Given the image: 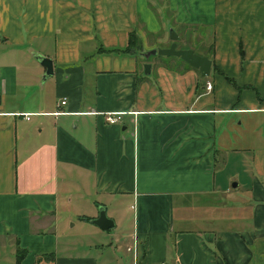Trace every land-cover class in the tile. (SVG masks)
<instances>
[{
	"label": "crops",
	"instance_id": "1",
	"mask_svg": "<svg viewBox=\"0 0 264 264\" xmlns=\"http://www.w3.org/2000/svg\"><path fill=\"white\" fill-rule=\"evenodd\" d=\"M171 30L209 77L144 57ZM76 227L132 264H264V0H0V249L99 264Z\"/></svg>",
	"mask_w": 264,
	"mask_h": 264
},
{
	"label": "water",
	"instance_id": "2",
	"mask_svg": "<svg viewBox=\"0 0 264 264\" xmlns=\"http://www.w3.org/2000/svg\"><path fill=\"white\" fill-rule=\"evenodd\" d=\"M170 39L173 41V43L169 48L148 51L144 54V57L147 60H149L153 56L177 57L182 59L193 68L198 69L201 72V76L203 78H207L211 75L213 62L212 60H210V58L200 56L192 49H178L177 42L180 40V37L174 30L170 31ZM38 60L47 70L45 79L54 76V65L52 60L44 57H38ZM151 69L152 66L150 64H146L145 74L150 75ZM92 222L102 230H109L115 226V221L112 218L108 217L105 207L100 208L99 216L92 220Z\"/></svg>",
	"mask_w": 264,
	"mask_h": 264
},
{
	"label": "rangeland",
	"instance_id": "3",
	"mask_svg": "<svg viewBox=\"0 0 264 264\" xmlns=\"http://www.w3.org/2000/svg\"><path fill=\"white\" fill-rule=\"evenodd\" d=\"M178 45V44H177ZM161 57V56H153L152 59ZM111 214V211H110ZM130 220H128V223L126 225V229L130 226V221L133 218V213H130ZM122 225L113 227L106 231L112 232H119L122 229ZM84 231H80V228L76 227L69 236L73 237V239L76 242V250L86 251V254L89 257H96L98 259L99 264H132L133 260V254L129 253L126 248L118 249L117 247L110 246L112 240L105 242L104 247H102V244H95L94 241L85 239L90 234H84L85 238L81 235ZM83 238V239H82ZM67 240V238H65ZM79 243V245H78ZM112 248V249H111ZM69 251L64 252V255L66 256ZM67 253V254H66ZM63 256V255H62ZM45 260L43 264H57L55 261ZM13 262L12 255L10 253V247H2L0 249V264H11ZM59 264H63L62 261Z\"/></svg>",
	"mask_w": 264,
	"mask_h": 264
},
{
	"label": "built area",
	"instance_id": "4",
	"mask_svg": "<svg viewBox=\"0 0 264 264\" xmlns=\"http://www.w3.org/2000/svg\"><path fill=\"white\" fill-rule=\"evenodd\" d=\"M207 89L211 91L213 89V86L211 84H208ZM67 104H68L67 100L64 99L60 102L59 107L61 108L65 107ZM64 114H69V113H64L63 111H58L57 113H55L56 116L64 115ZM79 114L80 115H90V114H97V113L89 112V113H79ZM138 114L139 113L137 112H124V113H107L104 116L106 117V121L108 122V124L116 125V124L122 123L127 115L137 116Z\"/></svg>",
	"mask_w": 264,
	"mask_h": 264
},
{
	"label": "trees",
	"instance_id": "5",
	"mask_svg": "<svg viewBox=\"0 0 264 264\" xmlns=\"http://www.w3.org/2000/svg\"><path fill=\"white\" fill-rule=\"evenodd\" d=\"M25 250H18L17 262L20 263L25 255ZM54 257V256H53Z\"/></svg>",
	"mask_w": 264,
	"mask_h": 264
}]
</instances>
